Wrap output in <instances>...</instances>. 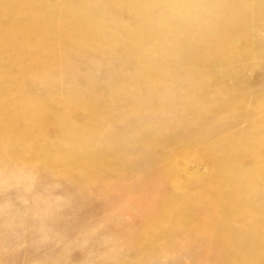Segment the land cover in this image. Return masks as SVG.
Instances as JSON below:
<instances>
[{
	"label": "rangeland",
	"instance_id": "rangeland-1",
	"mask_svg": "<svg viewBox=\"0 0 264 264\" xmlns=\"http://www.w3.org/2000/svg\"><path fill=\"white\" fill-rule=\"evenodd\" d=\"M112 1L119 4L111 11L116 24L105 38L82 37L81 49L48 41V57L36 58L45 71L41 66V72L34 71L36 61L26 53L18 57L20 67L11 54L13 66L0 68L5 86L0 111L10 115L5 108L10 98L18 104L7 129L0 126V134L5 132L0 137V264H227L228 256L230 264H239L238 253L257 242L264 245V215L258 209H264V174L245 179L252 194L241 195L239 188L229 190L230 182L217 181L214 172L239 164L229 161L235 149L247 153L256 147L264 153V17L255 24L252 13L253 7L264 11V0ZM153 43L168 44L169 56L154 53ZM146 56L157 72L168 73L162 83H150L154 71L144 81ZM129 80L139 86L119 87ZM201 90L212 93L208 107L197 104L206 96ZM36 97L50 114L67 100L86 98L87 104L76 107L73 126L62 131L38 115L31 119L21 106ZM223 144L229 152L219 150ZM184 201H192L187 223L181 216ZM227 208L228 216L221 218ZM155 220L163 234L149 232L142 244ZM225 229L237 236L215 237ZM259 256L257 263L264 264V249Z\"/></svg>",
	"mask_w": 264,
	"mask_h": 264
},
{
	"label": "bare ground",
	"instance_id": "bare-ground-1",
	"mask_svg": "<svg viewBox=\"0 0 264 264\" xmlns=\"http://www.w3.org/2000/svg\"><path fill=\"white\" fill-rule=\"evenodd\" d=\"M123 1V0H122ZM121 1V2H122ZM248 1V0H247ZM97 2L99 3L100 6H98V3L97 5L95 3H93L92 0H82L79 4L75 3L74 0H0V32H1V35H0V68H4L6 66L7 67H10V65H12L11 63H9L7 57L11 54H13V57L15 56V60L16 62L14 63L17 67H20V63H19V59L18 57L23 54V53H26L28 55H30V57L36 61V58L39 54H42L44 55V57H48V54L49 52L46 53V50H44V45L48 42V41H51V40H55V42H58L59 45H64L66 43H70V46L72 47H76V48H80L84 45V42L83 41H80L79 42V39L80 38H84V39H89V38H98V39H103L105 38L104 36L107 35L108 32L112 31V27L114 28V25L116 24V18L115 16L112 15V8L115 7L118 3L112 0H97ZM100 2H103L102 4H100ZM124 3V1H123ZM122 4V3H121ZM120 4V5H121ZM136 4V3H135ZM119 5V4H118ZM141 5V4H140ZM253 6V5H251ZM256 6V5H254ZM118 8H116L117 10H123V8H120L119 6H117ZM123 7V6H122ZM129 7V6H128ZM78 8H82L84 9L82 13H79L77 11ZM126 8V7H125ZM134 8V7H133ZM254 10H252L254 13V17H255V24H261V21L263 20V17H264V11L260 10L259 8L257 7H253ZM252 8V9H253ZM130 10V8H129ZM229 10V9H228ZM243 11V10H242ZM120 13V12H119ZM22 16L24 15V19H18V18H15L17 15H21ZM81 16H86L87 18L83 19L84 17H81ZM3 17H7L5 19H7L8 21V27L7 28H3V24H2V19ZM20 18V17H19ZM208 18V17H207ZM118 20V19H117ZM224 20V18H223ZM223 22V21H222ZM85 23H89V24H86ZM232 23V22H231ZM252 23V21H251ZM109 24H112L111 27H108ZM225 24V23H224ZM229 24V23H228ZM250 24V22H249ZM259 24V25H260ZM86 26H88L89 28H85ZM249 26H252L249 25ZM140 27H143V26H140ZM145 27V26H144ZM149 27V26H148ZM154 27L153 25H150V28ZM146 28V27H145ZM245 28V27H244ZM249 28V27H248ZM90 31V32H85V30L87 31ZM229 29V28H228ZM246 29H247V26H246ZM118 30V29H117ZM115 30V33L116 31ZM133 30V29H132ZM147 30V29H146ZM155 30V28L153 29ZM158 30V29H157ZM156 30V31H157ZM250 28L247 30L249 31ZM114 31V30H113ZM238 31V30H237ZM69 32H71L72 34H70L71 36H69ZM131 32V31H129ZM67 33V34H66ZM74 33V34H73ZM120 33V32H118ZM153 33V32H152ZM230 33V32H229ZM239 33V32H238ZM130 34V33H129ZM231 34V33H230ZM236 34V33H235ZM68 35V36H67ZM128 35V33H127ZM162 35V34H161ZM160 35V36H161ZM170 36V35H169ZM172 36V35H171ZM227 36V35H226ZM121 37V35L119 36ZM137 36H135L136 38ZM224 37V36H222ZM97 39V40H98ZM162 39V38H161ZM90 40V39H89ZM112 41V40H111ZM120 39L118 38H114V42H116L117 44L120 43ZM169 41V40H168ZM172 41V40H171ZM53 41L49 42L52 44ZM90 42V41H89ZM92 42V41H91ZM113 42V43H114ZM147 42V39L146 41ZM222 42V41H221ZM54 44V43H53ZM165 44V43H164ZM167 44V43H166ZM47 45V44H46ZM152 45V48L154 50V53H158L161 55H166V54H169V50H168V44L167 45H163V44H158L157 43H153L151 44ZM195 45V44H194ZM95 46V45H94ZM97 48V47H96ZM6 49H8L9 51H6ZM49 49V48H48ZM63 50V49H62ZM100 50V49H99ZM209 50V49H207ZM48 51V50H47ZM64 51V50H63ZM172 51V50H171ZM175 51V50H174ZM10 52V53H9ZM148 53V52H147ZM151 53V52H150ZM153 53V52H152ZM62 54V53H61ZM202 54V53H201ZM148 56H150V54H147ZM227 55V54H226ZM166 56H169V55H166ZM171 56V55H170ZM202 56V55H201ZM154 57V56H153ZM204 57V55H203ZM146 61L144 63V65L141 67L142 69H144V72H143V79L144 81H147V80H150L148 78V75H149V71H154V78H152L150 80V83L154 84L156 82H160L162 83L161 81H164L166 80L167 78V75L168 73H165V72H157L156 69H155V66H154V63H152V61L150 60V58H148L146 56ZM10 59V58H9ZM43 59V58H41ZM48 59V58H47ZM134 59V58H133ZM132 59V60H133ZM131 60V61H132ZM153 60V59H152ZM156 60V59H155ZM225 60V59H224ZM134 61V60H133ZM132 61V62H133ZM39 62V61H38ZM37 61H36V68L34 71H39L38 70V67H42V64H39ZM42 62V61H41ZM39 65V66H38ZM13 66V65H12ZM157 67V66H156ZM44 68V70L42 71H45V66L42 67ZM41 69V68H40ZM47 69V68H46ZM170 69V68H169ZM41 72V71H39ZM35 73V72H34ZM162 73V74H161ZM206 73V72H205ZM36 74V73H35ZM45 74V73H44ZM37 75V74H36ZM150 75H153V74H150ZM204 75V74H203ZM34 76V75H32ZM31 77V76H30ZM32 78V77H31ZM30 79V78H29ZM28 79V80H29ZM35 79V78H34ZM202 79V78H201ZM33 80V79H32ZM31 79H30V82H33ZM37 80V79H36ZM199 81V80H198ZM204 81V80H203ZM202 81V83H203ZM206 81V80H205ZM36 82H39L38 80ZM34 82V83H36ZM201 82V80L199 81ZM40 83V82H39ZM138 82L136 81H133V80H129V83L126 84L127 87H122V85H120L119 87L121 88H135L139 85H137ZM145 83V82H144ZM149 83V81H148ZM147 83V84H148ZM148 84L149 85H152V84ZM198 83V82H197ZM201 83V84H202ZM209 83H211L209 80L206 81V85L208 87ZM204 84V83H203ZM202 84V86H204ZM206 85L204 87H202L201 89H205ZM155 85H153L154 87ZM199 86V85H198ZM215 86V85H214ZM4 84L3 82L1 81L0 82V90H3L4 89ZM151 88H153L152 86H150ZM200 87V86H199ZM206 87V88H207ZM216 87V86H215ZM214 87V88H215ZM114 88V87H113ZM116 90L119 89L118 86L116 87ZM217 89V88H216ZM216 89H214L216 91ZM113 90V89H112ZM204 91V90H203ZM214 91V92H215ZM202 92V90H201ZM168 93V91H167ZM195 93V92H194ZM198 94V92H196ZM203 94L205 93L202 92ZM201 93V94H202ZM208 93V92H207ZM207 93L206 96H202L198 98L199 100H196L197 101V104L200 103V105H206V107H208V105L213 102L211 100V95L212 93L209 94V96H207ZM170 94V92H169ZM168 94V95H169ZM226 94V93H225ZM224 94V95H225ZM194 95L196 94H193L192 96L195 97ZM215 95V94H213ZM192 97V98H193ZM72 98V97H71ZM215 98V97H214ZM217 98V97H216ZM226 98V97H225ZM86 98H82V100L79 102V101H70V100H67L63 106H61V108L57 109L53 114H50L49 112H47L44 107H43V104H42V101H41V98L40 97H36V98H27L26 100H24V102H22L21 106H25L27 108V110L29 111V116L31 117V119H34L37 115L42 117V121L41 122H55L56 124H58V126L61 128L62 131H68V129H70L73 125H71V121L73 120V115L75 114V109L76 107H78L79 105H85L87 104V100H85ZM90 99V98H89ZM72 100H75V99H72ZM194 100L195 102V99H192ZM211 100V102H210ZM41 101V102H40ZM230 101V100H229ZM237 99L234 101L236 102ZM263 101V100H262ZM215 102V101H214ZM219 102V101H218ZM233 102V100H232ZM7 105L5 106V108H8V111L10 112V115H6L4 113H2L0 111V126H2L4 129H7V126H8V123L11 121L12 117H11V114H12V110L13 109H16L18 107V104H17V101L15 100V98H10L8 99L6 102H5ZM224 103V102H223ZM222 103V104H223ZM237 103V102H236ZM212 104V103H211ZM210 104V105H211ZM71 105V106H69ZM190 105V104H188ZM201 105V106H202ZM32 106H35L37 108H34ZM195 106V105H194ZM216 106V104H215ZM167 107V106H166ZM186 107L188 108V106L186 105ZM222 107V106H221ZM220 107V108H221ZM226 107V106H224ZM168 108V107H167ZM191 108H194L191 106ZM196 108V107H195ZM203 108V107H202ZM219 108V107H218ZM190 108H188L189 110ZM197 109H200V108H197ZM209 109V108H208ZM208 109L206 108L205 111L207 110L208 112ZM211 109V108H210ZM209 109V110H210ZM186 110V109H185ZM201 110V109H200ZM212 110V109H211ZM202 111V110H201ZM190 112V111H189ZM200 112V111H198ZM216 112V111H215ZM219 112V111H218ZM221 112L222 113H227V109H221ZM250 112V111H248ZM36 113H39V114H36ZM201 113H204V111H202ZM214 113V112H213ZM221 113V114H222ZM251 113V112H250ZM186 114V113H185ZM190 114V113H189ZM200 114V113H199ZM224 116V115H223ZM190 117V116H188ZM196 117V115L194 116ZM193 117V118H194ZM197 117H199L197 115ZM196 117V118H197ZM203 118V117H202ZM200 119V118H199ZM261 119V118H260ZM58 120L60 122V124L58 123ZM189 120V119H188ZM194 120V119H193ZM190 119V122L193 121ZM257 123V122H256ZM40 124L37 122L34 126H39ZM260 125V124H259ZM261 127H262V131H261V136L264 138V120L261 121ZM192 128V127H191ZM193 129V128H192ZM1 131V130H0ZM193 131V130H192ZM4 132V131H3ZM2 132V133H3ZM5 133V132H4ZM3 134H0V137L4 135ZM249 134V133H248ZM193 135V134H192ZM257 135H254V138H256ZM175 138V137H174ZM149 139H152L151 141H153L155 139L154 136H152L151 138ZM176 139V138H175ZM148 141V140H146ZM177 141V139L175 140ZM226 141V140H225ZM156 142V141H155ZM230 142V140H229ZM227 142V143H229ZM180 142L178 141L176 143V145H178L179 147V144ZM182 143V141H181ZM248 143V141H247ZM147 144V143H145ZM149 144V143H148ZM184 144V143H183ZM186 144V143H185ZM220 144V143H219ZM228 147V148H227ZM230 147L226 144H223V147H221L220 145V151L222 152V150H225V151H228L226 149H229ZM212 149V148H211ZM214 149V148H213ZM212 149V150H213ZM231 149V148H230ZM249 149V147H248ZM251 149V148H250ZM261 149V148H260ZM259 148H256V147H253L250 151H248L247 153L245 152H242V151H237L236 149L232 152L233 156H232V160H229L231 159V155L226 154V157L227 158V155H229V159H227L226 161H233V163L235 162H239V164H237V166H235V164L233 165V167L230 168H227L226 165L227 163H225V167L229 170H222V171H219L217 168L216 170H218L217 172H214L216 174V178L218 179L217 181H227L229 183L228 187L230 186L231 184V187L229 188V190H233V189H236V188H239L240 190L243 191V193H241L239 190H237V193L239 191V193L242 194H245V193H248L250 194L251 191L248 190V187L244 186L243 183L244 181H246L245 179H250L249 177H253V176H257L258 175V178H260V175L261 174H264V153L260 151ZM4 150V149H3ZM211 150V151H212ZM214 151V150H213ZM220 152V153H221ZM229 152V151H228ZM3 154H5V152H3ZM90 154V153H89ZM219 154V153H218ZM231 154V153H230ZM91 155H94V154H90ZM223 157V156H222ZM220 158L221 160H225V158ZM219 159V158H218ZM223 160V161H224ZM220 161V160H219ZM228 161V162H229ZM220 163V162H219ZM231 163V164H233ZM230 165V164H228ZM216 166V165H215ZM220 166V165H219ZM221 166H224L221 164ZM225 167H222V168H225ZM213 176V175H212ZM255 176V177H256ZM263 176V175H262ZM264 177V176H263ZM215 178V177H214ZM254 178V177H253ZM211 179V178H210ZM214 180V179H213ZM254 181V179H251ZM251 180H248L250 181V183L252 182ZM259 180V179H258ZM207 181V180H206ZM247 181V183H248ZM208 183V182H207ZM214 183V181H213ZM216 184V183H215ZM219 184V183H218ZM249 184V183H248ZM220 185V184H219ZM248 186H251V185H248ZM252 187V186H251ZM209 190V189H208ZM218 190V189H217ZM206 191V190H205ZM212 191V190H211ZM255 191V190H253ZM214 194H215V190L213 191ZM212 192V193H213ZM218 193V192H217ZM223 193V192H222ZM252 194V193H251ZM258 195V194H256ZM211 196V195H210ZM221 196V195H220ZM263 196V195H262ZM215 197V195H214ZM218 197V195L216 196ZM260 197V196H259ZM257 199V196L255 197ZM218 199V198H217ZM236 199V198H234ZM240 199V198H239ZM249 199V198H248ZM197 200V199H196ZM196 200H195V203H196ZM258 200V199H257ZM260 200V199H259ZM206 201V200H204ZM168 202H171L170 199L168 200ZM188 202V200H187ZM186 201L183 202V204L181 205L182 206V212H181V216L182 218H184L186 220V223L188 222V217H189V203H187ZM211 202V201H210ZM209 202V204H210ZM213 202V200H212ZM261 202V201H260ZM165 203H167V201H165ZM172 203V202H171ZM174 203V202H173ZM194 203V202H193ZM194 203V204H195ZM200 203V202H199ZM205 203V202H204ZM236 203V202H235ZM256 203V201H255ZM176 204V203H175ZM198 204V203H197ZM262 204V203H261ZM169 204L165 205L164 208L167 209L169 206ZM213 205V204H212ZM235 205V204H234ZM172 206V205H171ZM178 206V205H177ZM176 206V207H177ZM179 206V207H181ZM255 206V205H253ZM174 207V206H173ZM178 207V208H179ZM215 207V206H214ZM226 208V207H225ZM239 208V206H238ZM241 210L242 209V206H240ZM244 208V207H243ZM246 208V206H245ZM244 208V210H245ZM258 208V207H257ZM176 209V208H175ZM207 209V208H206ZM211 209V208H210ZM260 209L259 211L262 212V214L264 215V209L263 207L262 208H258ZM173 210V209H172ZM178 210V209H177ZM214 210V209H213ZM176 211V210H175ZM217 211V210H216ZM228 208L227 209H221V213H220V217H227L228 216ZM239 211V210H238ZM257 211V212H259ZM177 212V211H176ZM194 212V211H193ZM213 212V211H212ZM231 212V211H230ZM237 212V210H236ZM240 212V211H239ZM238 212V213H239ZM163 213V212H162ZM161 213V214H162ZM180 213V212H179ZM178 215V213H176ZM231 214V213H230ZM205 215V214H204ZM209 215V214H208ZM217 215V214H216ZM217 215V217H218ZM235 215V214H234ZM179 216V215H178ZM180 216V217H181ZM203 216V215H202ZM210 216V215H209ZM161 218L164 216H160ZM160 217H158L159 221H160ZM177 217V216H176ZM179 217V218H180ZM198 217V216H197ZM199 218V217H198ZM225 218H223L225 220ZM240 218V217H239ZM157 219V220H158ZM173 219V218H172ZM175 219V218H174ZM206 219V218H205ZM253 219V218H252ZM157 220H155L152 225V228L153 230L149 231L148 229L146 230V232H144L142 234V244L143 243H147L150 239V236H151V233H150V236H149V232H152V234L154 233L153 231H155V233L157 232H160L161 234H163V232L159 229V225L157 226ZM192 220V219H191ZM207 220V219H206ZM218 220V219H217ZM183 223H184V220H182ZM198 222V221H197ZM215 222V221H214ZM252 222V221H251ZM160 223V222H159ZM224 223V222H223ZM234 223V222H233ZM237 223V222H236ZM152 224V221L148 224V228L151 226ZM217 224V223H216ZM226 224V223H225ZM189 225V224H188ZM200 225L205 228V230H207L208 228V224L206 221H201L200 222ZM199 225V226H200ZM229 225V224H228ZM175 225H173V228H174ZM198 226V227H199ZM231 226V225H230ZM238 226V225H237ZM248 226V225H247ZM159 227V228H158ZM196 226L194 225V228ZM229 227V226H228ZM250 227V226H249ZM190 228V227H189ZM225 228V227H224ZM231 228V227H230ZM150 229V228H149ZM166 230V229H165ZM170 230V229H169ZM169 230H166L165 233H167ZM175 230V229H174ZM197 230V229H196ZM226 230V229H225ZM219 231L215 237H217L218 239H221L222 237L224 238V236L226 235H229L230 236H233V237H236L237 234L236 232L232 231L231 229H227L226 231ZM254 230V229H253ZM172 231V230H171ZM255 231V230H254ZM257 232V231H256ZM164 233V234H165ZM169 233V232H168ZM167 233V234H168ZM171 233V232H170ZM255 234V233H254ZM154 235V234H153ZM169 235V234H168ZM167 236V235H166ZM168 237V236H167ZM255 237V236H254ZM170 238V237H169ZM222 238V240H223ZM233 240V239H232ZM151 241V240H150ZM225 241V240H224ZM218 242V241H217ZM220 242H223V241H220ZM247 242V241H246ZM226 243V242H225ZM259 243V242H257ZM252 244L250 245L248 248H246L247 250H245V253L244 254H241V253H238V255H240L238 257V255L234 254V256L237 258V261L239 262V264H249V263H257L260 261L259 259V253L261 251H263L264 249V245L262 243H259V244ZM222 244V243H221ZM219 247V246H218ZM227 251V250H226ZM243 250H241L240 252H242ZM231 252V251H230ZM229 252V253H230ZM228 253V252H227ZM237 253V252H236ZM226 255V254H225ZM224 255V256H225ZM227 259V264H230L229 263V259L230 257H226L225 259H223L224 261ZM233 261V260H232ZM258 264V263H257Z\"/></svg>",
	"mask_w": 264,
	"mask_h": 264
}]
</instances>
